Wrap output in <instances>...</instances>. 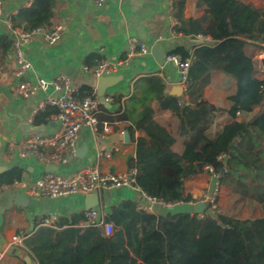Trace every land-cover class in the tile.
Wrapping results in <instances>:
<instances>
[{"label": "trees", "instance_id": "16d2710c", "mask_svg": "<svg viewBox=\"0 0 264 264\" xmlns=\"http://www.w3.org/2000/svg\"><path fill=\"white\" fill-rule=\"evenodd\" d=\"M188 7L191 15L185 18ZM171 11L178 33L207 37L211 43L190 53L181 48L169 53L190 61L186 99L166 93L156 76L139 80V92L132 96L137 117L127 128L135 143L127 169L135 171V185L156 200L189 202L186 183L212 167L220 185L257 204L261 216L238 219L215 212L199 219L183 212L137 211L133 201H121L104 216L113 227L110 236L100 228L79 227L81 216L64 227L36 226L23 244L37 264H264V58L256 57L264 53V9L239 0H171ZM54 16L55 0H33L11 16V23L22 30L49 28ZM10 49L9 38L1 36L0 79ZM212 72L234 81L227 109L203 99ZM164 112L177 121L180 153L172 150L174 138L155 121ZM53 113L38 114L33 125H45ZM247 113L248 119L236 120ZM218 114L232 121L212 134ZM8 174L0 184L21 176L17 168Z\"/></svg>", "mask_w": 264, "mask_h": 264}, {"label": "crops", "instance_id": "0c3cea01", "mask_svg": "<svg viewBox=\"0 0 264 264\" xmlns=\"http://www.w3.org/2000/svg\"><path fill=\"white\" fill-rule=\"evenodd\" d=\"M239 1L264 9V0H261L263 1L261 6L257 5L256 0ZM32 2L33 0H2L1 3L5 4L4 16L15 15L20 8L29 7ZM170 2L171 0H106L101 9H96L93 0H55V16L51 26L46 29L60 26V39L55 44L48 45L41 38H36L24 47L25 57L32 68L26 79L43 78L52 82L58 75H62L78 87L79 95L88 91L95 95L93 87L95 77L87 69L104 61L116 62L123 59L131 38L146 45L148 53L131 57L128 65L115 74L122 77L121 81L106 91L104 99L109 98L110 101L105 100L102 103L99 114L101 123L108 126L104 138L99 137L102 133L101 125L97 132L89 129L80 130L76 143L77 148H85L84 152L80 156L68 157L66 163L55 166L56 170L50 171L71 175L87 167H98L99 171L105 174H117L128 170L126 159L134 155L135 143L127 128L133 127L137 117L138 108L132 96L139 92V80L156 76L166 86V93L170 94L172 88L179 87L178 72L172 64L165 61V57L177 48L190 53L193 47L201 44L196 36H183L177 32L176 26L173 27L169 19L172 14ZM190 15L191 10L188 7L185 18ZM1 36L9 38L11 49L6 59V72L0 79V95H2L0 181L7 179L8 172L14 168L21 172L20 179L17 180L31 181L49 172L46 170L47 166L31 156L18 159L9 153L3 138L7 137L13 142H18L32 133H54L57 124L51 117L45 125L40 126H34L28 121L36 101L54 92L50 86L46 92H39L26 100L20 99L15 94L17 81L9 71L13 35L4 18L0 19ZM153 46H157L163 53L162 65H158L151 55ZM259 55L261 57H257L258 59L264 58V53ZM234 89L232 79L221 73L212 72L202 96L216 108L227 109L230 106L227 97L234 92ZM113 96H120V99L116 101ZM179 97L186 99L184 93ZM126 109L129 115L126 114ZM255 111L256 109L253 112ZM250 116L251 113L238 114L236 120H245ZM155 121L174 138L172 150L180 153L183 144L177 133L176 119L164 112L158 114ZM231 121L232 119L226 114H218L210 132L212 134L219 132ZM138 135L136 132L134 138ZM105 153H109V157H104ZM207 181L208 176L202 173L186 183V193L192 198L199 196L207 186ZM16 194L25 196L26 202L21 205L14 204ZM84 197L74 194L50 199L30 197L24 192L0 190V264H37L23 242L13 244L12 237L18 234L29 236L39 225L38 220L46 216L53 218L55 228L66 226L75 221L76 217H82L83 212L86 211ZM126 200L135 202L137 193L127 187L103 190L99 192V203L94 208L101 216H105L112 206ZM154 214H162V212L155 210Z\"/></svg>", "mask_w": 264, "mask_h": 264}, {"label": "built area", "instance_id": "2783aa9c", "mask_svg": "<svg viewBox=\"0 0 264 264\" xmlns=\"http://www.w3.org/2000/svg\"><path fill=\"white\" fill-rule=\"evenodd\" d=\"M96 9H101L106 0H93ZM171 4V2H170ZM171 10V5H170ZM10 14L4 16L2 3L0 2V19L11 28L12 40V61L9 65L11 76L17 81L14 88L15 94L23 100L37 95L39 92H46L51 86L53 94H47L45 97L36 101L31 109L28 121L33 123L34 118L48 110H55V114L50 117L56 122L57 129L52 134L32 133L18 142L4 137V142L9 153L18 159L27 157L35 158L39 163L45 166H59L66 163L68 157H73L77 148V135L82 129H89L97 132L101 125L102 133L99 137L104 138L108 132L107 124L101 123L99 114L101 113L102 103L96 95H79L78 87L71 84L64 76L58 75L52 82L43 78L26 79L32 68L25 57L24 47L36 38H41L46 44L53 45L60 39L61 27L54 26L50 30L44 27H37L31 30H22L13 28ZM173 27L178 26L177 19L173 14L169 17ZM175 34V31L173 30ZM201 44H210L211 40L200 35L196 36ZM148 47L136 39L131 38L127 44L126 55L123 59L116 62L104 61L93 68L87 69L89 73L97 78L101 76H112L120 71L121 68L128 65L131 57L136 55H146ZM261 57V55H258ZM165 61L172 64L178 72V83L182 93L186 94L190 84L188 83V68L190 61L184 59L178 54H169ZM105 98V97H104ZM110 101L109 98L104 101ZM109 157V153L103 154ZM220 158L225 159L222 155ZM204 173L208 176V185L205 190L189 202L175 201L164 202L143 193L135 185V171L127 170L117 174H105L99 171L98 167H87L71 175H62L53 171L45 172L31 181L14 180L10 184L0 186L1 191L12 190L14 192H24L30 197H45L57 199L74 194L88 195L103 190H113L116 188L127 187L137 193V200L134 202L137 211L154 213L155 210L166 212H183L190 216H197L202 219L206 215H212L219 212V197L221 185L219 174L214 172L212 167H205ZM203 206L202 211L195 213L196 206ZM39 226L54 228V220L51 217H42L38 220ZM79 227L100 228L105 236L112 233V224L104 221L95 209H89L83 212ZM28 235L18 234L11 239L13 244L22 243Z\"/></svg>", "mask_w": 264, "mask_h": 264}, {"label": "water", "instance_id": "95a60500", "mask_svg": "<svg viewBox=\"0 0 264 264\" xmlns=\"http://www.w3.org/2000/svg\"><path fill=\"white\" fill-rule=\"evenodd\" d=\"M2 7L5 8L4 3L2 4ZM151 55L153 56V58L155 59L158 65H162L163 53L160 51V49L157 46L152 47ZM121 79L122 77L120 75L101 76L94 79L93 87L95 90V95L101 103L104 102V96L106 91L116 86L121 81ZM170 94L179 97L182 94V90L180 87H174L172 88ZM1 99H2V95H0V100ZM84 150H85L84 147L76 148L75 156H80L84 152ZM46 170L47 171L56 170V167L47 166ZM26 199L27 198L25 196L21 194H16L14 198V204L21 205L23 202H26L25 201ZM98 203H99V192L91 193L84 197V204L86 210L96 207ZM202 209L203 206L199 205L194 208V211L195 213H199L200 211H202Z\"/></svg>", "mask_w": 264, "mask_h": 264}, {"label": "rangeland", "instance_id": "374dc122", "mask_svg": "<svg viewBox=\"0 0 264 264\" xmlns=\"http://www.w3.org/2000/svg\"><path fill=\"white\" fill-rule=\"evenodd\" d=\"M256 3L257 5L261 6L263 1L256 0ZM208 182L209 180L206 183L207 185ZM219 213L238 219H253L260 215L261 210L257 204L249 202L247 200L239 199L236 196L232 195L228 191V189H225L221 186L219 197Z\"/></svg>", "mask_w": 264, "mask_h": 264}]
</instances>
